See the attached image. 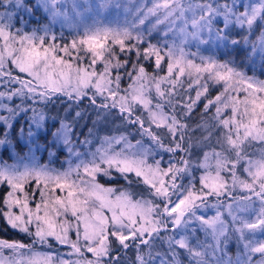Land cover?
<instances>
[{
    "label": "snow or ice",
    "instance_id": "obj_1",
    "mask_svg": "<svg viewBox=\"0 0 264 264\" xmlns=\"http://www.w3.org/2000/svg\"><path fill=\"white\" fill-rule=\"evenodd\" d=\"M67 2L36 0L35 9H42L47 14L45 18L50 17V22L31 32L16 28L12 15L7 11L0 15V77L7 78L0 83L8 86V91L0 92V97L7 100L19 97L23 102H50L58 93H64L75 101L88 97L92 105L106 113L118 109L121 120L138 127L142 138L147 137L148 147L144 146L143 139L132 144L123 134L106 137L101 147L90 154V159L82 160L74 169L70 167L63 172L47 166L0 161V184L9 189L3 199L7 211L2 215L11 228L33 237L31 244L0 239V264H104L105 257L118 259L111 255L116 250L114 245L123 249L133 244L137 249L151 246L161 231L168 230L169 222L179 236L178 239L168 237L169 250L173 255L165 259L149 252L146 260L144 255L138 254L139 264H156L157 260L160 264H170V261L177 264V248L186 250L191 258L190 264H207L203 259L205 252L197 250L202 246L199 243L192 245L189 237L180 235V232L187 231L191 219L211 229L214 237L224 235L226 229L220 212L209 219L197 217L196 212L209 206L207 201L210 197L231 195V188L236 186L251 194L242 198V202H249L245 209L251 206L254 198L261 205L255 220L238 216L233 219L240 225L235 231L244 241L246 261H251V254L259 253V264H264V242L246 238V233L254 235L257 229L264 234V153L253 160L245 150L246 145L253 141L264 143V80L248 76L233 60L221 62L214 55L199 54L202 45L206 46L205 51H212L213 44L217 48L238 45L240 41L230 40L232 30L237 25L251 30L254 24L264 22V0L240 4L239 7L244 9L242 12L234 11L235 3L231 7L227 4L214 7L211 2L194 5L191 0H150L151 6H148L146 0H137L135 11L124 8L125 15L132 19H125L123 24L116 26L95 19L91 23L85 21L93 13L98 16L109 7L119 11L122 7L119 0H101L99 5L72 0L71 16L66 10ZM0 6L16 8L18 12L27 14L32 12L25 6V0H15L6 5L5 0H0ZM217 15L224 17L223 28L213 26ZM149 17L154 18L155 23L142 30L140 26ZM73 20L76 21L73 38L67 43H59L52 25L56 22L71 24ZM160 26L166 30L161 40L153 44L149 36ZM60 38H63V33ZM193 42L197 52L185 51ZM261 48L264 49V40ZM129 53L136 56L132 62L135 76L129 72L132 83L127 89H121L119 70L129 60L122 61L120 54ZM86 58L89 62L85 65L82 62ZM141 61L152 62L155 70H162L166 63V73L162 76L149 74ZM6 64L18 69V74L13 75L14 69L6 68ZM98 64L102 65L100 71L97 70ZM185 78L189 81L188 89H196L195 98L188 97L187 102L183 97L176 99ZM210 83H222L224 90L213 100H208L204 108L207 111L209 107L216 106L214 120L224 131L217 140L221 151L205 153L198 166L204 171L197 188L189 159L181 157L173 162L170 158L167 167L161 166L162 158L152 164L148 159L159 155L160 150L173 154L189 152L191 146L184 144L188 125L182 120L208 92ZM240 93H243L242 98ZM97 99L103 102L97 105ZM0 108L8 112L7 116H0V135L5 137L0 139V144H7L6 129L14 128L12 121L19 114L18 109L33 112L28 123L29 145L35 144L41 136L46 139L48 132H51L53 143L63 137L65 145L71 144L68 139L70 125L63 121L60 129L53 132L50 127H45L43 111L31 106L25 109H20L19 105L8 107L2 101ZM225 108L231 111L227 118L222 115ZM138 110L140 115H136ZM154 129L166 130L169 144H165L164 137ZM205 130L209 131L207 138H210L211 131ZM23 131L22 128L21 136ZM36 150H39V145H36ZM29 151H32L31 147ZM113 170L130 186L134 182L137 186H145V194L106 188L97 182L98 174L111 176ZM239 170L248 178L241 179ZM130 174L134 175V181ZM185 179L187 184L183 182ZM30 183L35 185L31 197L25 191ZM57 191L65 195H56ZM116 192L119 194L115 195ZM37 193L39 201L35 199ZM30 199L35 204L34 209L30 207ZM14 208L18 212L13 211ZM228 208L231 213L232 205ZM106 212L111 214L106 215ZM37 244L48 245L50 249L53 244H59L71 251L63 254L51 250L38 252L34 250ZM217 248L219 240L213 253ZM6 251L7 255L4 254ZM64 256L76 259H65ZM225 256L226 253L219 256L216 264H233ZM235 264H241L240 259Z\"/></svg>",
    "mask_w": 264,
    "mask_h": 264
},
{
    "label": "trees",
    "instance_id": "obj_2",
    "mask_svg": "<svg viewBox=\"0 0 264 264\" xmlns=\"http://www.w3.org/2000/svg\"><path fill=\"white\" fill-rule=\"evenodd\" d=\"M228 1L229 0H191V2L194 5L211 2L214 7H216L217 5L223 6L225 4L231 7L232 4L230 5V2ZM14 2L15 0H5V5L7 3H14ZM146 2H148V6H151L150 0H146ZM77 3L99 5L101 3V0H77ZM119 3L122 5L119 11H116L112 7H109L107 9L102 10L101 14L98 16L93 13L91 15V18H89L85 22L91 23L92 19H95L103 24H111L112 26H116L117 24H123L125 19L131 20L132 19L131 16L125 15L124 8L125 7L131 8L133 11H135L134 5L137 3V0H132V3H129V0H119ZM35 4H36V0H25V6L32 9V12L30 14L24 13L22 11L18 12V9L16 8H8L6 6H0V15H2L4 12L7 11L12 15V23L15 24L16 28H21L23 31L31 32L33 29L37 27H41L43 25H47L50 22V17L46 19L45 17L47 16V14L44 13L42 9L36 10ZM70 7H72V0H68L66 10L69 9ZM70 14L71 12H69V15ZM17 20H20V23H17ZM223 21H224L223 15H217L214 18L213 26L222 28ZM154 23H155V19L149 17L145 21V24L140 27L142 30H146L150 28L151 25ZM25 24L27 25L26 27L24 26ZM75 24L76 21L73 20L71 24H67V23L61 24L60 22H56L54 25H52V30L56 33L59 43H67L73 38V34L75 33ZM263 25L264 22H261L259 25L254 24L251 30L247 28L241 29L240 27L235 26V28L232 30V35L230 36V40L234 39L240 41L238 45L229 44L228 47H224L223 45H221L219 48H217L213 44L211 45L212 51H205L206 46L202 45L200 46L199 54L204 56L214 55L221 62L227 60H233L235 62V65L238 67V69L244 71L248 76H254L257 79L264 80V49L261 48V43L263 39L256 36L258 33H260L261 35L262 33L261 29L263 28ZM165 30L166 29L164 26H160L157 30H153L151 32V35L149 36L151 43L156 44L159 40H161ZM61 33H63L62 39L60 38ZM145 35L148 36V33L146 31H145ZM171 39L172 37L171 35H169L168 37L169 42H171ZM116 50L117 52H119L118 46ZM185 51L197 52V47L195 46L194 42L189 44L188 47L185 48ZM120 59L122 61L125 59L129 60V63L124 68L119 70L121 75L120 87L121 89H127L128 86L132 83V80L129 78L128 73L132 72V75L135 76V72L132 71V62L136 60V56L134 53H129L127 55L120 54ZM88 62L89 61L86 58L82 63L86 65L88 64ZM196 62L199 63V60L197 59ZM141 63L144 64L149 74H156L162 76L166 73V68H167L166 63L163 64L162 70H155L152 65V62L150 61H141ZM6 68L14 69V66L10 64H6ZM97 70L98 71L102 70V65L98 64ZM16 74H18V69L13 70V75ZM115 74L116 72L114 71L113 75ZM20 75L26 76V74H20ZM6 79H7L6 77H0V80H6ZM188 83L189 81L187 80V78H185L182 88L178 89V91L180 92V96L176 97L177 100L183 97V101L187 102L188 97H191L193 99L195 98L196 89L193 88L189 90ZM222 85H223L222 83L221 84L210 83L208 92L204 96H202L199 101H197L196 106L192 109L190 113H187L182 120V122L188 125V130L185 133L186 138L184 144L186 147H188L189 145L191 146L192 144V146L190 147L191 150L193 145H197V143H202L203 145H205V148L214 147L215 149H218L219 147V145L217 144V137L219 138L224 130L219 128L218 122L214 120L213 114L210 113L209 111V109H211V111L214 112V110H216V106H211L207 111H205L204 105L207 103L208 100H213L217 95H220L223 92L224 88ZM15 87H17V85H15ZM7 91H8V86L5 83H0V92H7ZM154 94L155 93L153 91V95ZM90 96H91V92H89V97ZM0 101H2L8 107H15L16 105H19L20 109H25L31 106V108L33 109H36L38 111H43L46 117L45 127L46 128L50 127L51 131L53 132L56 131L57 129H60L62 121L70 125L71 130L68 133V139L71 141L70 146H73L74 148L77 149H81L82 145L85 143L92 145L97 142H100L102 137H113V136L118 137L122 134L127 135L128 140L130 142L143 139V143L146 142L148 144V139L145 137L142 138L141 133L138 130V127H133L131 125H128L126 121L120 119V114L118 109H112L110 111V114L106 113L104 110H101L98 107L92 105L88 97L82 98L80 101H75L69 98L68 96H66L64 93H58L52 97L50 102H33V101L23 102L22 98L19 97H14L13 100H7L4 97H0ZM102 102L103 101L101 99H97V105H99ZM165 110L168 111L167 108ZM226 110L227 109H223L225 118H227V116L231 114V112ZM17 111L19 114L12 121L14 128L6 129V131L8 132V135L6 137L7 144L6 145L0 144V161H5L8 164H17V163L24 164L25 162L28 163L34 161L35 164H37V166L45 165L48 168L52 169L53 167L58 170L66 167L67 164L69 163L72 164L74 160L76 161V163L73 164V169L75 165L79 164L77 158L80 157L78 155L77 158L70 157L71 152L69 148L66 145L65 146L59 145L61 144V140H63V137H61V140L59 138L56 140L55 143H53L51 132L47 133L46 139L44 138V136H41L39 139L35 141V144L29 145L28 123L31 121V118L33 117V112L32 111L21 112L19 109ZM177 111L179 112L180 109L178 108ZM1 112L2 115L0 116L8 115V112L3 108H1ZM77 113H80V115L77 116ZM112 114L115 116L114 118L110 117L112 116ZM140 114L141 111L138 110L136 112V115H140ZM199 125H204L203 127V130L205 132L204 134L202 132L197 133ZM22 128L24 131L21 136L20 130ZM206 128H208L212 133L210 138H207L209 137V131L205 130ZM33 131H35V128H33ZM0 139H5V137L0 135ZM188 139H189V143L187 142ZM259 143L260 142H257V144ZM36 145H39V150H36ZM30 147L32 148V152L35 155V158L34 155L28 154V152H30L29 151ZM66 147L68 148V150L66 149ZM130 179L134 181L135 178L130 174ZM106 182H108L107 184L111 185L113 189H122L125 188L126 185L127 187L130 186L128 181L124 180L119 175V173L115 172V170H113V174ZM131 186L132 187L135 186V188L136 187L139 188L140 185L137 186L134 182ZM34 187L35 185L31 183L25 187V191L29 193L30 197H31L32 189ZM127 190L134 192L132 189H127ZM8 191L9 189L6 185L0 184V211L1 210L7 211V208L3 204V199ZM35 199L36 201H39L38 193L36 194ZM30 207H32L33 209L35 208V205L34 203L31 202V199H30ZM14 210L17 209L14 208L13 211ZM233 227L234 228L229 230V232L227 233L228 240H224V238L219 240L222 247L217 248L215 253H213V248L216 247L213 241L214 239H211L210 236H209L210 239L209 241L204 239L201 240L197 239L196 232L201 233L202 230L201 231L196 230V232H194V235L191 236L189 240L192 245H196L197 243H199L202 246L199 249L200 251L205 252V256L203 259L207 262V264H216L217 258L219 256L225 255V253H226L225 259L230 258L233 261V264H235V262L238 259H240L241 264H248V263L259 264V261L261 260V255L259 253L251 254V261L250 262L246 261L247 254L243 246L244 241L239 238L240 235L238 234V231H235L237 227L235 226ZM15 234H19L20 241L26 242V244H31L33 240V237H30L27 234L20 232L17 229L11 228V226L7 223L5 217L3 215H0V239L11 241L13 240ZM260 236L254 234L253 236L249 237L246 234V238L248 240H254L255 237L257 238ZM73 239H75V236H73ZM66 248L67 246H65V248L63 249ZM114 249L116 250H114L111 253V255L113 257H117L118 259L109 260V258L106 257L104 264H121L122 261L124 260L126 261V264H136L135 256H134L136 254L133 252L131 246L128 249H123V248H119L117 245H114ZM175 251L176 253H178V255L175 256V260L177 264H190L191 258L188 256L186 250L177 248ZM67 252L68 251L65 252L61 250V252L59 253L63 254ZM139 253L142 254L141 251ZM151 253L153 256L159 254L165 259L173 255L171 251L169 250L166 251V249H162L161 247L160 248L156 247V249L154 248ZM4 254L7 255L8 254L7 251ZM64 258L68 259V256H64ZM147 259H149L148 256ZM156 264H160V261L157 260Z\"/></svg>",
    "mask_w": 264,
    "mask_h": 264
},
{
    "label": "rangeland",
    "instance_id": "obj_3",
    "mask_svg": "<svg viewBox=\"0 0 264 264\" xmlns=\"http://www.w3.org/2000/svg\"><path fill=\"white\" fill-rule=\"evenodd\" d=\"M228 2H230V5L231 4L233 5L235 3V5L237 7H235L234 10L236 12H242V11H244V9L239 7L240 4H242V3L243 4H249V3L255 4V3L258 2V0H229ZM67 10L69 12H71L70 11L71 7L69 9H67ZM223 27H224V21H223V24H222V28ZM236 27H239V26L237 25ZM245 28H247V27L245 26ZM261 32H262L261 35H260V33H258L256 36L260 37L261 39L264 40V25H263V28L261 29ZM17 87H19V85H17ZM239 95H241V97H242L243 93H240ZM225 109H227V108H225ZM209 111H210V113L213 114V117H215L216 110H214V112H213V111H211V109H209ZM226 111L231 112L230 109H227ZM0 115H2L1 108H0ZM222 115H224L223 112H222ZM229 116H231V114H229ZM110 117L114 118L115 116L112 114V116H110ZM154 130L157 132V134H159L162 137H164V143L165 144H169L170 137L167 136L166 130H162V129H154ZM199 132H202L203 134L205 133L204 130H203V127H199L198 128V132L197 133H199ZM214 137H217V136H214ZM104 138H106V137H102L100 142H97V143L92 144V145H89L88 143H85V144L82 145L81 149H77V148H74L73 146L66 145L69 149L71 148L70 157L77 158V155L79 154L78 156L80 158H77V161L79 163L82 160H87L88 158L90 159L91 158L90 154L95 152L98 148L101 147ZM145 138H147V137H145ZM60 140H61V138H60ZM217 140H218V137H217ZM187 142L189 143V139L187 140ZM257 142H259V141H253L250 144L246 145V148H245L246 152L251 156V158L253 160L258 159L260 157V155L262 153H264V143L260 142L259 144H257ZM131 143L135 144L136 141L131 142ZM59 145L65 146V144L63 143V140H61V144H59ZM144 146L148 147V144L146 142H144ZM191 146H192V144H191ZM194 146H195V148L197 150L194 148ZM67 147H66V149L68 150ZM213 150L219 152V151H221V148L220 147H218V149H215L214 147L205 148V145H203L202 143H197V145H193L192 150L189 149V152L187 154H185L184 152H176L175 154H173V153H167V152H164L163 150H160V154L159 155H155L154 157H152V156L149 157L148 163L152 164V163H154V160H160L162 158L161 166L162 167H167L170 158L172 159L173 162L178 161L181 157H183L184 159H189L191 164L193 165L192 176L196 177V180L194 182L196 184V187L199 188L200 187V185H199V177L203 174L204 170L202 168L198 167V166L203 161L204 154L205 153H209L210 154L211 152H213ZM86 153L88 155H85ZM28 154L34 155L32 151L28 152ZM34 158H35V155H34ZM74 163H76L75 160L73 161L72 164L69 163V164H67L66 167H64V168H62L60 170H58L56 168H53V167H52V169H56L58 171L63 172L65 170L69 169L70 167L73 168V164ZM24 164H27V165H30V166H32V165L37 166V164H35L34 161H31V162H28V163L25 162ZM41 166H45V165H41ZM75 167H76V165H75ZM81 172H82V169H81ZM238 175L240 176L241 179H247L248 178L246 173H244L242 170L238 171ZM131 176H134V175L131 174ZM109 178H110V176H104L101 173V174H98V176H97V182L102 184L106 188L107 187H111V185H108L107 184L108 182H106V181H108ZM228 179H229V184H230V187H231V179H230V177ZM183 182L185 184H187L188 180L185 179ZM144 188H145V186H143V185H140L139 188L138 187L135 188V186H133V187L132 186L131 187L128 186L127 187V185H126L125 188H122V189H119V190L120 191H124V190H127V189H132L134 191L133 193L145 194ZM118 194H119V192L115 193V195H118ZM56 195L63 196V195H65V193L57 191ZM249 195H251V194L249 192H247L245 189H243V188H241L239 186L232 187L231 188V195L225 194V195H223V196H221L219 198H217L215 196L210 197L208 199V201H207V204L209 206L207 208L201 207L200 209L197 210L196 216L197 217L204 216L205 219L213 218V217L216 216L217 212H220L221 219L224 221L225 229H226L225 232H224V235H221V236H218V237H214L211 229H206L204 226H201V224H200V222L198 220H194L193 221L191 219H190V223L187 225V231H181L180 235H186L190 239L191 236L194 235V232H196V230L197 231H201L202 230L201 233H197L196 232L198 240L204 239V240H208L209 241L210 240L209 236H210L211 239H214L213 241H214L215 245H217V241H215V240H221L222 238H224V240H228V238H227L228 234L227 233L229 232V230L234 228L233 226H235L237 228L240 227V225L237 224L234 221V219H233L234 216H238L239 218L245 219V220H248V219L255 220L256 219V214L259 212V210L261 208V205H260L259 201L255 200V198H254L253 201L251 202V206L247 207V209H245V205L248 204L249 202H242V198L246 197V196H249ZM134 198H138V197H134ZM230 204L232 205L231 213H230L229 208H228V205H230ZM3 211H6V210H1L0 211V215H2ZM14 211L18 212V209L14 210ZM110 214H111L110 212H106V215H110ZM238 234L240 235L239 232H238ZM255 234H257L258 236L261 235L262 237L261 236L257 237V238L255 237L254 241L264 242V234H261V231L259 229L255 230ZM170 236H175V238H177V239L179 238V236L176 235V233L173 231L171 223L169 222L168 230L161 231L159 236L152 240L151 246H141L140 249H137V247H135L134 244L130 245L131 248L133 249V252L136 254V255H134L135 256V263L139 264V261L137 260V256H138V254H140L139 253L140 251H141L142 255H144V257H146V260H147L148 253L152 252V250L154 248L156 249V247H159V248L161 247L162 249H166V251H168L169 250L168 237H170ZM247 236L250 237V236H253V235H247ZM11 241L22 242V241H20L19 234H15L14 237H13V240H11ZM22 243L26 244V242H22ZM219 247H222L220 242H219ZM63 248H65V246H61L59 244H53L51 249L49 248L48 245L37 244L35 246L34 250L38 251V252H48L50 250L51 251H55V252H61V250L65 251V252L66 251H68V252L71 251V249L68 248V247L66 249H63ZM197 250H200V249H197ZM87 255H88L89 258H92L91 254H87ZM68 258L76 259V257H68ZM105 259H106V257L104 258V261H105ZM121 264H126V261L125 260L122 261ZM250 264H252V263H250Z\"/></svg>",
    "mask_w": 264,
    "mask_h": 264
}]
</instances>
